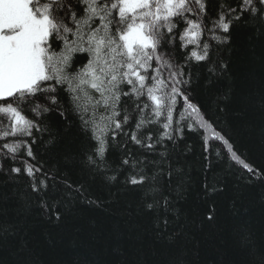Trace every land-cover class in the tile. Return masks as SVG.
<instances>
[{
	"label": "snow or ice",
	"instance_id": "1",
	"mask_svg": "<svg viewBox=\"0 0 264 264\" xmlns=\"http://www.w3.org/2000/svg\"><path fill=\"white\" fill-rule=\"evenodd\" d=\"M240 23L264 28V0H0V157L22 161L8 170L11 178L27 176L39 206L56 221L66 196L85 195L82 184L74 187L23 159L36 161V133L49 132L48 114H57L67 127L78 121L79 131L94 142L85 161L92 173L108 172L109 152L124 143L118 171L127 173L126 185L141 191L147 211H163L157 218L167 230L174 208L160 181L172 176L163 142L174 139V113L181 120L199 117L189 130H211L205 145L220 141L240 162L193 102L188 70L194 61L207 69L209 83L222 77L228 65L214 59L220 50L214 46L229 44ZM149 125L163 132H145ZM124 138L146 154L135 156ZM242 166L257 175L249 164ZM204 187L208 195L216 191Z\"/></svg>",
	"mask_w": 264,
	"mask_h": 264
},
{
	"label": "trees",
	"instance_id": "2",
	"mask_svg": "<svg viewBox=\"0 0 264 264\" xmlns=\"http://www.w3.org/2000/svg\"><path fill=\"white\" fill-rule=\"evenodd\" d=\"M214 47L220 49L214 59L225 61L227 71L209 83L207 69L191 62L190 95L204 119L232 144L240 162L220 141L205 145L211 130H189L187 125L199 117L181 120L174 113V139L163 142L172 176L160 181L174 211L168 214L167 230H162L157 217L163 211H147L141 191L126 185L127 173L118 171L124 143L109 152L108 172L92 173L85 161L94 142L79 131L78 121L67 127L63 118L48 114L44 126L49 132L36 133L32 145L36 161L26 155L23 159L59 173L74 187L82 184L85 195L66 196L59 208L61 219L49 218L28 188V177L12 179L15 174H9L11 167H22V161L0 157L5 166L0 173V264H261L264 28L237 24L229 44ZM179 62H184L182 55ZM149 129L154 135L163 132L159 125L144 131ZM127 149L137 157L146 154L130 140ZM243 163L257 175L253 177ZM113 174L116 181L108 179ZM206 184L216 191L208 195ZM209 213L214 220L207 219Z\"/></svg>",
	"mask_w": 264,
	"mask_h": 264
},
{
	"label": "rangeland",
	"instance_id": "3",
	"mask_svg": "<svg viewBox=\"0 0 264 264\" xmlns=\"http://www.w3.org/2000/svg\"><path fill=\"white\" fill-rule=\"evenodd\" d=\"M194 120H198L197 118H195Z\"/></svg>",
	"mask_w": 264,
	"mask_h": 264
}]
</instances>
